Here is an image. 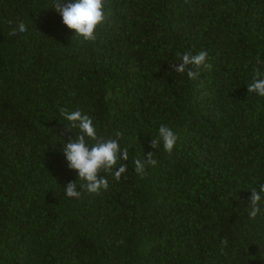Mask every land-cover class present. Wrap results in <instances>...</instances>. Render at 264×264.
Listing matches in <instances>:
<instances>
[{
    "label": "trees",
    "instance_id": "obj_1",
    "mask_svg": "<svg viewBox=\"0 0 264 264\" xmlns=\"http://www.w3.org/2000/svg\"><path fill=\"white\" fill-rule=\"evenodd\" d=\"M54 3L0 0V264H264V193L248 214L264 184V97L248 92L264 73V0H104L95 41ZM200 51L211 70L174 71ZM61 108L128 149L120 181L100 173L106 191L66 196L86 182L64 156L80 132ZM161 125L178 136L171 155L150 147Z\"/></svg>",
    "mask_w": 264,
    "mask_h": 264
},
{
    "label": "clouds",
    "instance_id": "obj_2",
    "mask_svg": "<svg viewBox=\"0 0 264 264\" xmlns=\"http://www.w3.org/2000/svg\"><path fill=\"white\" fill-rule=\"evenodd\" d=\"M53 9L62 17L63 24L68 29L74 31L75 36L82 37L85 41H95L97 39V29L102 27L105 22L104 0H55ZM11 23V22H9ZM24 33L27 27L23 22H20L16 28H12L9 35L16 33ZM182 63L173 65L174 71L195 81L200 75V70H211L212 65L207 63L208 54L205 51L193 55L191 52L177 54ZM257 63L262 61L257 57ZM249 93H256L264 97V73L259 68L255 70L252 82L248 85ZM111 93L108 94L110 97ZM108 97H106L107 99ZM61 116L69 122L70 128L79 129L80 135L75 137L71 142L64 144V156L68 162L70 169L78 173V178L86 183L80 188L82 191H77V183L70 182L67 184L65 194L67 197L80 199L83 192L86 190L89 193H99L101 190H107L109 186L108 179L98 178L102 171L112 172L116 168L120 160L127 161L129 159V151L127 148L121 149L117 139H105L97 133L92 119L82 114L81 111H69L66 108H61ZM117 137L121 133H116ZM178 136L168 126L161 125L158 129V136L152 138L150 147L157 149L161 143L163 149L169 155L172 154ZM92 141L93 143H89ZM158 161L153 158V153H149L147 158L143 160L137 158L134 160L135 172L143 178L146 175L148 166L155 167ZM127 171L126 164H120L113 172L116 181H120L122 174ZM264 193V184L260 185L259 191L251 190L249 201V217L254 219L260 212L259 204ZM122 242V241H121ZM223 246L227 245V241H221Z\"/></svg>",
    "mask_w": 264,
    "mask_h": 264
}]
</instances>
